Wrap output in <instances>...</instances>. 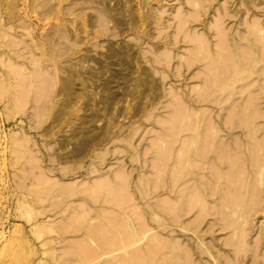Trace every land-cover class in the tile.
Segmentation results:
<instances>
[{"label": "rangeland", "instance_id": "374dc122", "mask_svg": "<svg viewBox=\"0 0 264 264\" xmlns=\"http://www.w3.org/2000/svg\"><path fill=\"white\" fill-rule=\"evenodd\" d=\"M263 36L264 0H0V264H264Z\"/></svg>", "mask_w": 264, "mask_h": 264}, {"label": "bare ground", "instance_id": "6f19581e", "mask_svg": "<svg viewBox=\"0 0 264 264\" xmlns=\"http://www.w3.org/2000/svg\"><path fill=\"white\" fill-rule=\"evenodd\" d=\"M221 18V17H220ZM220 23V22H219ZM218 25V24H217ZM220 26V25H219ZM223 26V25H222ZM256 28V27H255ZM259 29V28H258ZM221 30V29H220ZM261 31V30H260ZM250 32V31H249ZM253 32V31H252ZM224 34V33H223ZM226 34V33H225ZM261 34V33H260ZM218 36V35H217ZM224 36V35H223ZM264 37V36H263ZM225 38V37H224ZM222 39H223V37H222ZM203 39H201V41H202ZM264 40V39H263ZM205 41V40H204ZM222 42H225V41H222ZM226 44V43H225ZM222 45H223V43H222ZM201 46V45H200ZM205 45H203V47H204ZM221 46V45H220ZM228 46V45H227ZM208 47V46H207ZM206 47V48H207ZM202 48V47H201ZM200 48V49H201ZM221 49H222V47H221ZM203 50V49H202ZM227 50V49H226ZM216 53V52H215ZM231 54V53H230ZM243 54V53H242ZM216 55H217V53H216ZM244 55V54H243ZM204 56V55H203ZM251 56V55H250ZM250 56H249V59H250ZM206 59V58H205ZM231 60V59H230ZM214 61V60H213ZM244 62V61H243ZM242 62V63H243ZM229 63V62H228ZM12 65V64H11ZM234 65V64H233ZM17 65H15L14 67L15 68H17L16 67ZM220 67V66H219ZM229 67H230V65H229ZM243 67V66H242ZM15 68H12V69H15ZM27 69V68H26ZM233 69V68H232ZM242 69V68H241ZM16 72H18V70L16 71ZM16 72H14V74L16 73ZM228 73V72H227ZM234 73H235V71H234ZM18 74H19V72H18ZM43 74V73H42ZM214 74V73H213ZM252 74H254V73H252ZM34 76V75H33ZM226 76V75H225ZM220 77V76H219ZM33 78V77H32ZM220 80V79H219ZM243 80V79H242ZM25 84V83H24ZM211 85V84H210ZM25 86V85H24ZM37 86V85H36ZM227 86H229L228 84H227ZM43 87V86H42ZM212 87V86H211ZM25 89V88H24ZM45 89V88H44ZM205 89V88H204ZM28 90H29V87H28ZM42 90V89H41ZM17 91V90H16ZM48 91V90H47ZM211 91V90H210ZM209 93V92H208ZM23 94V93H22ZM25 94V93H24ZM49 94V93H48ZM255 94V93H254ZM253 94V95H254ZM201 95V94H200ZM206 95V94H205ZM17 96V95H16ZM202 96V95H201ZM19 98V97H18ZM46 98V97H45ZM22 99V98H21ZM24 99V98H23ZM16 100H18V99H16ZM217 100V99H216ZM251 100V99H250ZM26 101V100H25ZM16 102V101H15ZM19 102H21V101H19ZM19 105V104H18ZM17 105V106H18ZM20 106H18V108H19ZM181 111V110H180ZM252 111H253V109H252ZM244 112V111H243ZM250 112V111H249ZM258 112V111H257ZM190 114V113H189ZM257 114V113H256ZM177 116V115H176ZM185 116V115H184ZM231 116V115H230ZM259 116V115H258ZM250 117H251V115H250ZM244 118V117H243ZM248 118V117H247ZM193 119V118H192ZM252 120V119H251ZM250 122V121H249ZM177 123V122H176ZM243 123V122H242ZM247 124V123H246ZM208 125V124H207ZM250 125H252V124H250ZM258 125V124H257ZM196 127V126H195ZM189 128V127H188ZM212 128V127H211ZM215 128V127H214ZM250 129V128H249ZM198 133H196V135H197ZM196 137V136H195ZM260 138V137H259ZM196 139V138H195ZM197 140V139H196ZM18 141V140H17ZM261 142V141H260ZM206 143V142H205ZM263 146V145H262ZM210 149V148H209ZM258 149V148H257ZM261 149V148H260ZM264 149V148H263ZM188 151V150H187ZM206 153V152H205ZM263 153V152H262ZM25 154V153H24ZM169 155V154H168ZM184 155V154H183ZM187 155V154H186ZM163 156V155H162ZM165 156V155H164ZM164 156H163V158H164ZM253 156V155H252ZM263 156V158H264V155H262ZM169 157V156H168ZM254 157V156H253ZM232 158V157H231ZM180 160V159H179ZM183 160V159H182ZM261 160V159H260ZM263 160V159H262ZM261 160V161H262ZM163 163V162H162ZM180 163V162H179ZM196 163V162H195ZM261 163V162H260ZM166 164V163H165ZM191 165H193V164H191ZM262 165V164H261ZM260 166H258V168H259ZM262 167L264 168V166L262 165ZM257 168V169H258ZM178 169V168H177ZM260 169V168H259ZM255 171V170H254ZM178 172H179V170H178ZM177 173V172H176ZM229 173H231V172H229ZM262 173V172H261ZM215 174V173H214ZM263 174V173H262ZM25 175V174H24ZM176 176V175H175ZM217 176V175H216ZM178 177H179V175H178ZM124 180V179H123ZM231 180V179H230ZM229 180V181H230ZM244 180V179H243ZM232 181H233V179H232ZM231 181V182H232ZM237 182V181H236ZM242 182V181H241ZM261 182V181H260ZM108 183V182H107ZM247 183V182H246ZM99 184V183H98ZM118 184V183H117ZM125 184V183H124ZM237 184V183H236ZM242 184V183H241ZM30 185V184H29ZM94 185V184H93ZM99 186V185H98ZM98 186H96V188L98 187ZM105 186V185H104ZM121 186V191H122V186H123V184L122 185H120ZM239 187H240V185H238ZM248 186V185H247ZM251 186V185H250ZM116 187H118V185L116 186ZM95 188V187H94ZM95 188V189H96ZM100 188V187H99ZM245 188V187H244ZM120 189V188H119ZM123 189H126V186L124 185V188ZM264 189V188H263ZM116 190V189H115ZM117 191V190H116ZM121 191H120V193H119V195L121 194ZM124 191V190H123ZM126 191V190H125ZM115 192V191H114ZM236 192V191H235ZM244 192H246V191H244ZM263 192V191H262ZM110 193V192H109ZM127 193V192H126ZM114 194V193H113ZM116 194H118V192L116 193ZM125 194V193H124ZM227 194V193H226ZM122 195V194H121ZM110 196V195H109ZM201 196V195H200ZM96 197V196H95ZM225 197V196H224ZM238 197V196H237ZM259 197H260V195H259ZM107 198V197H106ZM110 198V197H109ZM122 198V196H120V199ZM193 198V197H192ZM113 199V198H112ZM120 199H119V201H118V203L120 202ZM123 199V198H122ZM233 199V198H232ZM243 199V198H242ZM253 199V198H252ZM178 200V199H177ZM237 200H238V198H237ZM261 200V199H260ZM107 201V200H106ZM124 201V200H123ZM236 201V200H235ZM122 202V201H121ZM125 202H127V201H125ZM236 202H238V201H236ZM117 203V202H116ZM124 203V202H123ZM253 203V202H252ZM122 204V203H121ZM178 204V203H177ZM227 204H229V202L227 203ZM234 205H235V203H233ZM230 205V204H229ZM233 207V206H232ZM130 208V207H129ZM204 208V207H203ZM231 208V207H230ZM234 208V207H233ZM201 210V209H200ZM234 210V209H233ZM136 214V213H135ZM143 215V214H142ZM206 215V214H205ZM128 216V215H127ZM137 216V215H136ZM140 216L138 215V217L137 218H139ZM177 217V216H176ZM76 218V217H75ZM81 218V217H80ZM84 218V217H83ZM116 218V217H115ZM119 218V217H118ZM114 219V218H113ZM120 219V218H119ZM118 219V220H119ZM142 219V218H141ZM79 221V220H78ZM124 221V220H123ZM76 222V221H75ZM139 222V221H138ZM77 223V222H76ZM142 223V222H141ZM124 224V223H123ZM105 225V224H104ZM103 225V226H104ZM227 225V224H226ZM113 226V225H112ZM123 226V225H122ZM228 226H229V224H228ZM227 226V227H228ZM49 227V226H48ZM95 227V226H94ZM76 228V227H75ZM123 228V227H122ZM96 229V228H95ZM117 229V228H116ZM140 229V228H139ZM144 229V228H143ZM150 229V228H149ZM60 230V229H59ZM125 230V229H124ZM136 230V229H135ZM141 230V229H140ZM247 230V229H246ZM245 230V231H246ZM91 231V230H90ZM89 231V232H90ZM99 232H100V230H99ZM127 232V231H126ZM147 231H145V233H146ZM238 232V231H237ZM94 233V232H93ZM101 233V232H100ZM109 233V232H108ZM110 233H111V231H110ZM144 232H142V234L144 235L145 234ZM243 233V232H242ZM96 234H98L97 232H96ZM155 234V233H154ZM158 234V233H157ZM101 235V234H100ZM245 235H247V234H245ZM86 237H87V235H85ZM90 236V235H89ZM141 236V235H140ZM106 237V236H105ZM116 237V236H115ZM157 237L158 236H156L155 237V240L157 239ZM244 237V236H243ZM124 238V236H122V239ZM138 238V237H137ZM142 238V237H141ZM245 238H246V236H245ZM80 239V238H79ZM82 239V238H81ZM105 239V238H104ZM109 239V238H108ZM111 239V238H110ZM121 239V238H120ZM151 239V238H150ZM153 239V238H152ZM99 240V239H98ZM115 240V239H114ZM159 240V239H158ZM162 240V239H161ZM160 240V241H161ZM101 241V240H100ZM116 241H117V239H116ZM121 241H123V240H121ZM149 241V240H148ZM154 241V240H153ZM163 241H165L164 239H163ZM243 241V240H242ZM89 242V241H88ZM112 242V241H111ZM114 242V241H113ZM119 242V241H118ZM117 242V243H118ZM123 242H126V241H123ZM129 243H131L130 241H128ZM128 242H126V243H128ZM150 242V241H149ZM149 242H147V243H149ZM75 243V242H74ZM73 243V244H74ZM97 243V242H96ZM104 243V242H103ZM158 243V242H157ZM177 243V242H176ZM199 243H201V242H199ZM76 244V243H75ZM84 244V243H83ZM89 244V243H88ZM120 244V243H119ZM131 244H133V243H131ZM156 244V243H155ZM160 244H162V245H164L162 242H160ZM110 245H112V244H110ZM117 245V244H116ZM148 245H150V244H148ZM181 245V244H180ZM201 245V244H200ZM203 245V244H202ZM120 246V245H119ZM118 246V247H119ZM123 246V245H122ZM125 247H127V246H129V244L126 246V245H124ZM132 246V245H131ZM151 246V245H150ZM179 246V245H178ZM204 246V245H203ZM69 247V246H68ZM76 247V246H75ZM70 248H74V246H70ZM68 249L69 251H71V249ZM76 248H78V247H76ZM84 249L82 250V248H81V251L83 252V254L82 255H88V253H89V255H91L90 254V251H89V249L86 247V249H85V247H83ZM117 248V247H116ZM122 247H120V249H121ZM130 248V247H129ZM150 248V247H149ZM160 248V247H159ZM179 248H180V246H179ZM206 248V247H205ZM91 249V248H90ZM125 249V248H124ZM208 248H206V251H209V250H207ZM68 250H67V252H68ZM74 250H75V248H74ZM76 250H78V249H76ZM71 251V252H76L77 254H78V252L77 251ZM80 250V249H79ZM113 250V249H112ZM127 250V249H126ZM132 250H134L135 251V249H131L129 252H131ZM185 250V249H184ZM65 251V250H64ZM140 251V250H139ZM138 250L137 251H135V252H133V253H130V254H132V255H130V256H133V258L135 257V256H137V257H139L138 256V253L137 252H139ZM145 251V250H144ZM144 251H142V252H144ZM82 252H79L80 254L82 253ZM116 252V251H115ZM210 252V251H209ZM85 253V254H84ZM97 253V252H96ZM99 253V252H98ZM106 253H108V252H106ZM114 253V252H113ZM140 253V252H139ZM79 254V255H80ZM111 254V253H110ZM115 254V253H114ZM129 254V253H128ZM142 254V253H141ZM141 254H139V255H141ZM146 254V253H145ZM162 254V253H161ZM188 254V253H187ZM94 255H96V254H94ZM109 255V254H108ZM117 255H118V253H117ZM148 255V254H147ZM165 255V254H164ZM57 256H58V254H57ZM60 256V255H59ZM141 256H143V255H141ZM86 257V256H85ZM84 257V258H85ZM97 257V256H96ZM96 257H94V258H96ZM160 257V256H159ZM90 258V257H89ZM92 259H93V257H91ZM123 259V258H122ZM131 259V258H130ZM157 259V258H156ZM86 260V259H85ZM118 260H120V259H118ZM132 260V259H131ZM148 260V259H147ZM163 260V259H162ZM83 261V260H82ZM90 261V260H89ZM108 261V260H107ZM117 261V260H116ZM126 261V260H125ZM91 262V261H90ZM104 262V261H103ZM102 262V263H103ZM110 262V261H109ZM107 263V262H105L104 264H110V263ZM131 262V261H130ZM89 263V262H88ZM92 263V262H91ZM123 263V262H122ZM148 263V262H147ZM73 264V263H72ZM75 264H76V262H75ZM87 264V263H86ZM114 264H116V263H114ZM124 264V263H123ZM131 264V263H130ZM141 264V263H140ZM218 264V263H217Z\"/></svg>", "mask_w": 264, "mask_h": 264}]
</instances>
